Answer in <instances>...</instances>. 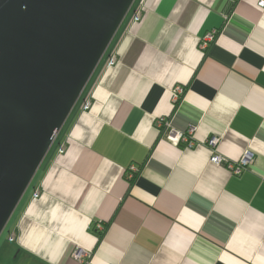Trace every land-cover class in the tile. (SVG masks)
Here are the masks:
<instances>
[{
    "label": "crops",
    "instance_id": "0c3cea01",
    "mask_svg": "<svg viewBox=\"0 0 264 264\" xmlns=\"http://www.w3.org/2000/svg\"><path fill=\"white\" fill-rule=\"evenodd\" d=\"M5 228L0 264H264L257 0H134Z\"/></svg>",
    "mask_w": 264,
    "mask_h": 264
},
{
    "label": "water",
    "instance_id": "95a60500",
    "mask_svg": "<svg viewBox=\"0 0 264 264\" xmlns=\"http://www.w3.org/2000/svg\"><path fill=\"white\" fill-rule=\"evenodd\" d=\"M134 0H0V234Z\"/></svg>",
    "mask_w": 264,
    "mask_h": 264
},
{
    "label": "built area",
    "instance_id": "2783aa9c",
    "mask_svg": "<svg viewBox=\"0 0 264 264\" xmlns=\"http://www.w3.org/2000/svg\"><path fill=\"white\" fill-rule=\"evenodd\" d=\"M257 5L260 8H264V0H257ZM214 37H215L214 31H209L205 33L199 39L200 48L201 49L206 48L214 40ZM182 92H183V88L180 85H177L173 88L172 94H171L173 102L177 101L180 98ZM156 123L158 127L165 128L164 135L169 141L173 143H178V142L183 141L188 146H191L193 144L192 134L195 129L193 125H190L187 128V130L182 132V131L173 129L172 127H169L168 122L164 118H159V120H157ZM208 142L214 148L217 142V138L211 137L209 138ZM251 158H252V154L249 151H245L241 155V157L236 161L228 160L224 158L223 156H221L220 154L215 153V152H213L210 156L211 162L222 163L223 165L227 167L229 172H231L232 174H240L246 168L247 164L251 161ZM129 171H130L129 176L131 178L134 175L133 172H135L136 169L134 166H131ZM98 227H101L100 224H98ZM73 257L75 259L84 260L85 258L89 257V252L85 249L77 247L73 252Z\"/></svg>",
    "mask_w": 264,
    "mask_h": 264
},
{
    "label": "rangeland",
    "instance_id": "374dc122",
    "mask_svg": "<svg viewBox=\"0 0 264 264\" xmlns=\"http://www.w3.org/2000/svg\"><path fill=\"white\" fill-rule=\"evenodd\" d=\"M8 235L7 228H5L0 234V240H3Z\"/></svg>",
    "mask_w": 264,
    "mask_h": 264
}]
</instances>
